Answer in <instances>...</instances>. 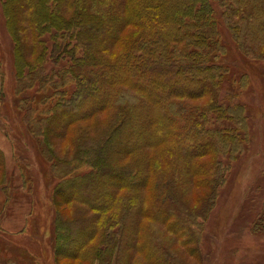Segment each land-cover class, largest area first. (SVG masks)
<instances>
[{"label":"trees","instance_id":"trees-1","mask_svg":"<svg viewBox=\"0 0 264 264\" xmlns=\"http://www.w3.org/2000/svg\"><path fill=\"white\" fill-rule=\"evenodd\" d=\"M225 3L231 7L225 8ZM1 6L16 81L12 92L6 90L9 102L1 109L14 126L18 117L16 128L31 138L35 166L41 176L47 175V186L38 190L30 225L24 229L31 239L38 233L36 226L42 237V228L52 232L51 244L35 239L29 243L31 252L21 249L13 263L45 264L49 243L52 264H145L134 258V251L149 264H182L154 235H137V216L155 217L182 249L198 254L183 217L167 205L172 202L168 177L156 179L154 199L143 204L129 193L118 194L149 182L147 172L132 159L121 160L148 146L161 148L164 156L169 153L181 160L185 171L201 175L205 168L198 159L213 155L209 187L216 175L218 183L222 181L224 159H236L247 145L248 133L244 107L224 103L217 94L223 82L233 84L228 64L217 60L227 55L217 6L222 7L236 48L264 58V47H256L261 38L254 40L264 34V0H1ZM129 27L139 31L123 48L109 53ZM0 78L3 105L1 66ZM236 95L233 91L226 97ZM104 109L110 111L104 126L82 127L72 153L65 150L67 154L60 156L54 140L68 126ZM5 131L12 140L13 133L7 127ZM13 155L23 191L33 193L30 164L21 162L15 147ZM0 165V185L5 187L1 150ZM214 190L205 195L207 204ZM47 202L53 216L45 222ZM133 215L131 235L127 226ZM168 218L173 223L165 225ZM254 229H264V214L255 220ZM7 235L0 225V238Z\"/></svg>","mask_w":264,"mask_h":264},{"label":"rangeland","instance_id":"rangeland-1","mask_svg":"<svg viewBox=\"0 0 264 264\" xmlns=\"http://www.w3.org/2000/svg\"><path fill=\"white\" fill-rule=\"evenodd\" d=\"M225 5V8L231 7L227 3ZM217 7H219L217 16L220 21V41L227 49V55L221 54L217 60L220 63L228 64V74L231 73L233 80V84L223 82L217 94L224 103H239L244 107L248 133L245 149L234 160L224 159L225 172L222 181L218 183L216 179L220 176L216 175L213 185L209 187V181L212 178L208 164L213 162V155L202 156L198 159V162L200 160L204 163L205 171L199 173L201 175H194L187 170L185 171L183 162L177 160L174 155L166 153L164 156L161 153V148L145 147L137 153L125 156L121 161L125 162L132 159L133 164L147 172L149 182L133 190H120L118 194L129 193L147 205L154 199L156 179L163 174L168 177L167 182L170 191L168 193L172 200L171 204L167 203V205L183 217L186 223L184 224L188 228L189 240L195 245L199 255H191L182 249L174 235L164 225L157 222L155 217L137 216V222L140 226L137 235L145 233L147 239L149 236L154 235L162 245L176 255L182 264H264V229H254L255 220L264 214V58H254L253 53L248 52V48L245 49L246 47H244L246 53L243 49L240 51L236 48L237 42L226 19L224 21L225 16L221 12L222 7ZM138 31L139 29L134 27L121 31L122 38L113 43L109 53L117 52V50L123 48ZM258 38H261V40L256 47H264V34L257 35L254 40L256 41ZM11 47V39L5 25L0 0V66L4 74L5 94L7 93L6 90L12 92V88L16 84L13 74ZM1 83L0 78V85ZM150 89L152 90L151 86H149ZM233 91L237 95L234 99L229 100L226 95ZM1 98L4 100V104L1 105L0 101V109L6 108L5 105L9 102V97L6 94L5 96L2 95ZM192 101L203 102L198 99ZM109 115L110 111L108 109L99 110L76 124L68 126L63 136L54 140L57 145V153L60 156L67 154L64 152L65 150L68 151V154L72 153L77 131L82 127L99 130L104 126ZM0 116V130L6 135L5 129L7 127V130L13 133L12 140L6 135L13 145V154L15 147L21 162L30 164L29 173L34 186V189L30 186L33 193L23 191V179L13 155L12 165H15L14 170L17 173L18 187L23 192H20V194L27 195L31 200V211L29 214L26 213L23 221L24 225L20 230L8 231L9 225L14 224L16 221L11 215H8L3 223L0 222L1 227L8 233L7 237L0 238V246L2 247L0 250H3L0 257L4 258L3 264H16L13 262L17 261L16 256L21 249L31 252L29 243L32 245L36 243L35 239H40L45 246L50 239L52 232L48 230L49 228H42L43 233L46 234L42 237L40 228L36 226L35 229L38 233L31 234L34 235L32 239L30 238V231L24 229L25 226L30 225V214L34 208L33 202L38 195V190H45L47 186L43 180L46 179L47 175L41 176L39 174L33 161L32 140L27 134L21 133L16 128L18 117L14 119L16 122V126H14L12 119L10 123L6 119L7 116H10L6 115L4 109H1ZM37 152H39L40 157H45L40 153V148L37 149ZM7 173L8 170L6 169V180ZM2 177L3 165H0V182L3 181ZM213 188L215 190L207 204L205 195ZM9 191L10 187H7L6 191L4 190L7 197H9ZM42 198L45 200L44 194H42ZM9 200L0 206V217L2 216V218L6 213V205L10 202ZM12 205V202H10V206ZM162 210L165 211L166 209L163 208ZM44 211L46 212L45 222H48L49 218L53 216L52 205L47 202ZM135 213L138 215L140 210L137 208ZM185 213H190L191 216H186ZM193 214H197V217L193 218ZM134 217L135 215L128 223L127 234L131 232L132 235L135 231ZM168 223H173V219L168 218L165 225ZM46 230L49 232H46ZM49 243L51 244L50 241ZM49 243L47 245L48 250L45 253V264H52V251ZM126 251L129 253L130 250L126 248ZM11 258L13 259L11 260ZM134 258L149 264L142 253L134 251Z\"/></svg>","mask_w":264,"mask_h":264},{"label":"crops","instance_id":"crops-1","mask_svg":"<svg viewBox=\"0 0 264 264\" xmlns=\"http://www.w3.org/2000/svg\"><path fill=\"white\" fill-rule=\"evenodd\" d=\"M0 150L4 155V159L6 161V169L8 170L7 173V183L4 186L0 185V206L5 204L6 201V191L7 187H10L9 191V201L12 202V206H10V202L6 205V213L1 219L3 223L8 215H11L15 218V223L9 225V230L18 231L24 225L23 221L25 220L26 213H30L31 211V200L30 198L24 194H20L21 188L18 187L19 182L17 181V173L15 172V165L13 163V145L8 137L1 132L0 130ZM12 179V180H11ZM7 193V192H6ZM23 193V192H22ZM14 213V214H12ZM3 225V224H2ZM4 226V225H3Z\"/></svg>","mask_w":264,"mask_h":264}]
</instances>
